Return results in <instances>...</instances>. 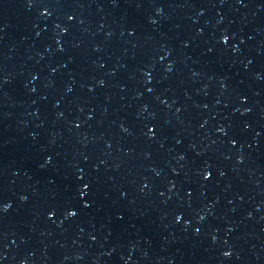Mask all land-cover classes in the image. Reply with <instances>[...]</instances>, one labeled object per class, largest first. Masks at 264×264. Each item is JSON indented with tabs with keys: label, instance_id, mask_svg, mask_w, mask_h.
<instances>
[{
	"label": "water",
	"instance_id": "95a60500",
	"mask_svg": "<svg viewBox=\"0 0 264 264\" xmlns=\"http://www.w3.org/2000/svg\"><path fill=\"white\" fill-rule=\"evenodd\" d=\"M264 79V0H0V234L159 123Z\"/></svg>",
	"mask_w": 264,
	"mask_h": 264
}]
</instances>
